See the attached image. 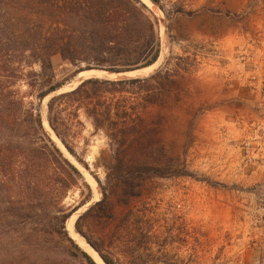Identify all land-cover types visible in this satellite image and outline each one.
<instances>
[{"label":"rangeland","instance_id":"374dc122","mask_svg":"<svg viewBox=\"0 0 264 264\" xmlns=\"http://www.w3.org/2000/svg\"><path fill=\"white\" fill-rule=\"evenodd\" d=\"M162 4L166 53L158 70L168 59L177 67L181 57L185 71L164 103L148 108L167 118L162 144L147 161L190 175L135 179L139 194L127 196L128 186L115 178L107 137L93 133L80 112L72 143L84 164L61 143L67 154L62 152L90 185V198L92 178L100 198L103 185L118 213L113 221L85 216L80 227L124 264L128 257L133 264H264V0ZM51 61L46 80L52 83L66 84L77 71L58 54ZM33 69L39 71V64ZM17 88L41 113L37 90L25 79ZM137 159L125 165L143 161ZM58 177L48 159L0 162V225L13 229L0 233V264H87L57 220L60 209L85 204V189L70 186L59 196Z\"/></svg>","mask_w":264,"mask_h":264},{"label":"trees","instance_id":"16d2710c","mask_svg":"<svg viewBox=\"0 0 264 264\" xmlns=\"http://www.w3.org/2000/svg\"><path fill=\"white\" fill-rule=\"evenodd\" d=\"M150 1L168 17L162 0ZM160 41L157 17L141 0H0V162L20 156L26 162L34 158L51 160L59 174L57 194L81 185L86 192L82 204L89 201L90 185L78 166L48 137L37 105L32 100L26 101L17 85L25 79L41 100L63 84L46 80L56 54L76 66L77 71L81 65L126 71L154 63L159 57ZM170 60L150 77L90 78L47 102L49 127L80 163L83 161L72 143L74 127L81 125L80 112L90 121L93 133L102 132L107 137L115 160V178L128 186L127 196L139 194L132 184L135 179L190 175L185 169L168 173L147 161L162 144L167 118L165 114L149 112L148 108L163 104L173 87L178 86L177 77L185 71L179 66L181 57H176L177 67H171ZM34 64H39V71L33 69ZM137 158L143 161L125 165ZM100 187L102 197L77 218L75 230L104 264H124L103 252L80 227L84 217L94 213L105 221H113L117 216L104 186ZM77 207L59 210V228L87 264H97L65 231V222ZM11 231L0 225V233ZM125 264H133V258L128 257Z\"/></svg>","mask_w":264,"mask_h":264},{"label":"bare ground","instance_id":"6f19581e","mask_svg":"<svg viewBox=\"0 0 264 264\" xmlns=\"http://www.w3.org/2000/svg\"><path fill=\"white\" fill-rule=\"evenodd\" d=\"M157 16L158 21H159V32L161 35V41H162V45L165 47V51H166V31H165V22H164V15L162 13V11H160V9L158 7H156L150 0H142ZM166 53V52H165ZM164 60V55H160V57L158 58V60L150 65L149 67L143 68V69H139V70H135L132 72H129L128 74H117V73H108V72H104V71H96V70H92V71H84L82 73L79 74V76L72 81H69L68 83H66V85L64 86L63 90L66 89H71L73 88L78 82L79 80L86 76V75H99V76H106V77H112V78H119V77H123V76H135V75H142V74H148L153 70L158 69ZM47 97L44 98V102H43V106H42V125L44 127V129L47 131L48 135L51 137L52 141L55 142V144L61 149V151H63L65 154L66 151L63 147V145L60 143V140L54 135V133L52 132V130L49 128L47 120H46V109H45V103L47 101ZM89 183L91 184V188L92 191L94 192V197L92 198V201H95L97 199L100 198V189L98 187V185L96 184V182L91 178ZM89 205V203L85 206H83L78 212L73 213L70 217L67 218L66 222H65V228L68 231V233L73 237V239L87 252L90 254V256L96 261L97 264H104V262L100 259V257L98 256V254L96 253V251L94 249H92L88 243H86L83 238L81 236H79L73 229V225L75 222V219L77 217V214L80 213L82 210L86 209V207Z\"/></svg>","mask_w":264,"mask_h":264},{"label":"water","instance_id":"95a60500","mask_svg":"<svg viewBox=\"0 0 264 264\" xmlns=\"http://www.w3.org/2000/svg\"><path fill=\"white\" fill-rule=\"evenodd\" d=\"M142 1V0H141ZM143 2V1H142ZM144 3V2H143ZM145 4V3H144ZM146 5V4H145ZM147 6V5H146ZM165 47L162 45V41H161V43H160V52H159V57H160V55H164V60H165ZM158 57V58H159ZM158 60V59H157ZM156 60V61H157ZM155 61V62H156ZM154 62V63H155ZM154 63H152V64H154ZM152 64H150V65H152ZM150 65H148V66H144V67H140V68H136V69H132V70H126V71H111V70H106V69H99V68H84V69H80V70H78L76 73H75V75L72 77V79L70 80V81H72V80H75L78 76H79V74L80 73H82V72H84V71H92V70H96V71H104V72H108V73H117V74H128L129 72H132V71H135V70H139V69H143V68H146V67H149ZM159 69V68H158ZM158 69H156V70H153V71H151L150 73H148V74H142V75H135V76H123V77H119V78H112V77H106V76H99V75H86V76H84V77H82L80 80H79V82L73 87V88H71V89H66V90H63V88H64V86L66 85V84H63V85H61L59 88H57V89H55V90H52V91H50V92H48L46 95H45V97L44 98H48L47 99V101L50 99V98H52V97H54V96H56V95H58V94H60V93H63V92H66V91H69V90H72V89H74V88H76L79 84H81L82 82H84L85 80H87V79H90V78H98V79H105V80H126V79H133V78H146V77H150V76H152V75H154L157 71H158ZM68 83V82H67ZM44 98L43 99H41V101L42 100H44ZM47 120V119H46ZM48 123V122H47ZM49 126V125H48ZM50 128V127H49ZM51 129V128H50ZM52 130V129H51ZM46 131V130H45ZM47 132V131H46ZM53 132V131H52ZM54 133V132H53ZM55 135V134H54ZM56 136V135H55ZM50 137V136H49ZM57 137V136H56ZM51 138V137H50ZM58 138V137H57ZM60 143H61V141H60ZM58 147V146H57ZM59 148V147H58ZM60 149V148H59ZM61 150V149H60ZM62 152V151H61ZM68 158V157H67ZM69 159V158H68ZM70 160V159H69ZM72 162V161H71ZM94 197V192H93V196L90 198V200L89 201H87L85 204H83V205H81V206H78L71 214H70V216L73 214V213H75V212H78L83 206H85V205H87L88 203H89V205L86 207V209L84 210V211H86L91 205H93L95 202H97L98 200H100V199H97V200H95V201H92V198ZM83 211V212H84ZM82 212V213H83ZM81 213V214H82ZM81 214H79L78 215V217L81 215ZM69 216V217H70ZM77 217V218H78ZM87 243V242H86ZM89 245V244H88ZM90 246V245H89ZM91 247V246H90ZM92 248V247H91ZM93 249V248H92ZM101 259V258H100ZM94 260V259H93ZM95 261V260H94ZM96 262V261H95Z\"/></svg>","mask_w":264,"mask_h":264}]
</instances>
